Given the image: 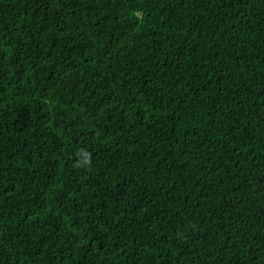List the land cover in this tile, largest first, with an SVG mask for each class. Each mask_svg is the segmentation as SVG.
I'll return each instance as SVG.
<instances>
[{"label":"trees","instance_id":"1","mask_svg":"<svg viewBox=\"0 0 264 264\" xmlns=\"http://www.w3.org/2000/svg\"><path fill=\"white\" fill-rule=\"evenodd\" d=\"M0 264H264V0H0Z\"/></svg>","mask_w":264,"mask_h":264},{"label":"clouds","instance_id":"2","mask_svg":"<svg viewBox=\"0 0 264 264\" xmlns=\"http://www.w3.org/2000/svg\"><path fill=\"white\" fill-rule=\"evenodd\" d=\"M80 163L77 165V167L81 168H88L91 165V157L90 154L86 152H81L80 154Z\"/></svg>","mask_w":264,"mask_h":264}]
</instances>
